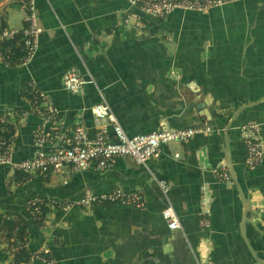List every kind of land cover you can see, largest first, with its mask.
Returning <instances> with one entry per match:
<instances>
[{
  "label": "crops",
  "instance_id": "crops-1",
  "mask_svg": "<svg viewBox=\"0 0 264 264\" xmlns=\"http://www.w3.org/2000/svg\"><path fill=\"white\" fill-rule=\"evenodd\" d=\"M20 3L0 0V31L24 26ZM34 6L41 30L37 48L26 65L0 61V109L23 111L21 84L31 80L65 123L83 126L88 138L94 126L88 108L100 100L129 137L201 124L211 131L160 146L146 168L117 158L103 171L39 178L0 167V264H14L20 252L26 260L19 264H36L27 255L41 248L55 264H262L242 240V205L232 180L219 183L210 169L224 165L229 175L231 166L247 204L244 237L264 262V0H241L206 14L175 10L162 20L141 15L138 21L128 0H36ZM71 67L90 75L94 85L65 91L62 81ZM258 101L238 112L226 130L240 107ZM36 121L25 115L7 125L15 161L33 156ZM248 123L259 125L263 142L262 163L254 171L243 165L237 133ZM155 180L169 187L180 225L175 231L161 217L164 201ZM136 187L143 193L142 211L55 209L38 225L23 211L35 198L72 201L84 190L128 193ZM21 226L28 251L11 252Z\"/></svg>",
  "mask_w": 264,
  "mask_h": 264
},
{
  "label": "built area",
  "instance_id": "built-area-1",
  "mask_svg": "<svg viewBox=\"0 0 264 264\" xmlns=\"http://www.w3.org/2000/svg\"><path fill=\"white\" fill-rule=\"evenodd\" d=\"M19 11L23 16L24 26L19 30L0 31V44L16 43L23 57L11 63L12 46L7 45L0 52V61L5 65H26L34 55L41 33L35 16L36 0H20ZM241 0H128L131 10L138 13L132 15L136 21L139 16L153 19H165L173 11H190L206 14L210 9L218 8ZM136 15V14H135ZM1 30V21H0ZM16 37H20L16 40ZM94 85L90 75H80L75 67L69 68L63 78L62 87L65 91L75 92L82 85ZM23 88L28 96L23 111L16 109H0V167H7L12 173H22L29 177L47 178L62 174L71 175L76 172L93 168L99 171L112 166L117 158H128L136 166L147 167L148 161L157 155L159 147L170 143H186L197 134L210 133V128L201 124L197 127L173 130L158 129L146 134L126 136L108 105L100 100L88 108V114L94 122L92 136H85L81 125H68L60 112L51 105L49 98L39 91L33 81L25 80ZM25 115L36 118L31 134V144L35 149L30 159L15 161L11 156V137L5 138L6 126H13ZM237 133L244 148L243 165L246 170L254 171L263 159V142L260 137L259 125L248 123L237 128ZM210 174L219 183H229L230 177L224 165L210 169ZM156 187L163 198L164 208L161 217L169 231L180 228L179 221L167 198L169 187L163 180H155ZM120 206L136 210H144L145 203L141 188L136 187L128 193L113 190L103 194H93L84 190L80 197L72 200L31 199L25 203L24 213L36 225L43 224L44 217L51 210L67 212L73 208L89 209L94 207ZM208 227L206 221L199 223ZM11 252L23 249L28 251L25 237L14 246ZM27 253V252H26ZM28 262L36 264H55L48 250L41 248L28 253Z\"/></svg>",
  "mask_w": 264,
  "mask_h": 264
},
{
  "label": "water",
  "instance_id": "water-1",
  "mask_svg": "<svg viewBox=\"0 0 264 264\" xmlns=\"http://www.w3.org/2000/svg\"><path fill=\"white\" fill-rule=\"evenodd\" d=\"M259 102H260V101H258V102H256V103H252V104L246 105V106H243V107H240V108L237 110V112H235V113L232 115L230 121L227 123V128H226V130L230 127L231 121L233 120V118L235 117V115H236L238 112H240L241 110H243V109H245V108H249V107H252V106H254V105H257ZM261 102H264V100H261ZM203 115H204L208 120L210 119V117L208 116L209 114H208V112H207L206 110H204ZM227 168H228V170H229L230 179L232 180V182H233V184H234V186H235V188H236V190H237V192H238L239 199H240V202H241V205H242V212H243V213H242V222H241V227H240V232H241V235H242V240H243V242H244V244H245V246H246L248 252L250 253V255H251L253 261H254L255 263H262V264H264V262L260 261V260L255 256V254H254L253 251L250 249V247H249V245H248V243H247V241H246V239H245V237H244V234H243V224H244V222H245L246 219H247V212H248V210H247V204H246V202H245V200H244V198H243V195H242V192H241V190H240V188H239V185L237 184V182H236V180H235V178H234L233 170H232L231 166H230V165H227Z\"/></svg>",
  "mask_w": 264,
  "mask_h": 264
},
{
  "label": "trees",
  "instance_id": "trees-1",
  "mask_svg": "<svg viewBox=\"0 0 264 264\" xmlns=\"http://www.w3.org/2000/svg\"><path fill=\"white\" fill-rule=\"evenodd\" d=\"M19 38L20 37H16V40H18ZM7 45L12 46V49H13V57L11 58V63L20 59L21 57H23V53L21 52L19 45L17 48H15V46H16L15 42H13L11 44L10 43L0 44V52H3L4 49L7 47ZM21 89H22V96L23 97L28 96L27 90H25V88H23V83L21 84ZM3 135L5 138L11 137L13 135V129L9 126H6V131ZM2 223H4V222H2ZM23 230H25V226L24 227L21 226L18 229V238H20V239H21ZM20 239H18V240L21 241ZM19 254L20 255L17 257L14 264H19L20 262H23L26 260V255L24 252H20Z\"/></svg>",
  "mask_w": 264,
  "mask_h": 264
}]
</instances>
